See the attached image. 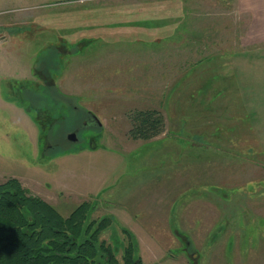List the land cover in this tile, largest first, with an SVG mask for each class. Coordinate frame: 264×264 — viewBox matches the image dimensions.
Wrapping results in <instances>:
<instances>
[{
    "label": "rangeland",
    "instance_id": "374dc122",
    "mask_svg": "<svg viewBox=\"0 0 264 264\" xmlns=\"http://www.w3.org/2000/svg\"><path fill=\"white\" fill-rule=\"evenodd\" d=\"M168 1L0 0V39L3 41H0V182L17 176L31 193L51 201L63 215H68L85 199L95 203L92 217L111 213L112 222L103 230L101 238L115 245L120 261L123 244L127 242L122 227L130 226L139 239V252L146 264H208L207 244L201 245L197 262L196 258L190 257L192 250L193 257L195 252L198 253L192 241L186 244L183 239L180 243L182 235L172 234L168 227L171 201L177 199L182 186L161 183L160 177L167 176L168 171L185 176V135H177L179 139L174 141L170 140V136L166 140L132 137L130 129L138 122L134 121V117L141 110H158L156 115L164 117L165 131L164 110L157 105V101L155 107L131 106L129 98L121 95L120 91L113 97V92L109 93L105 87V64L112 60H106L107 51L112 50L113 60L120 56V50L125 53L141 52L137 49L139 41L130 43L123 38L117 39L130 36L128 32L133 25L124 22V19L142 16L146 20L143 37L147 41L141 42V50L159 47L163 42L153 44L151 38L159 29L162 33L169 32L170 10L165 5ZM201 3L202 0H194L190 5L204 10L207 16L218 14L216 6L208 4L202 9ZM142 5H146L145 15L143 9L131 10V7ZM182 13L177 17L182 24L194 15L184 14L185 10ZM169 45L170 42H166L162 47L168 49ZM157 55L150 54L144 59L141 55L125 54L127 58L117 59L123 68L118 65L112 69L111 78L117 75V81L121 83L122 69L126 76L125 66L136 64L137 68H126V72L140 73L149 80L146 84L153 83L163 91L175 75L168 72L172 70L168 62L169 54L158 51ZM144 60L148 64L143 63ZM97 61L98 66H95ZM65 71V86H78L80 83V91L75 94L57 87V83L53 84L57 80L63 84L61 77ZM68 71H72V76L76 78L71 79ZM46 81L50 84L46 85ZM98 84L100 93L92 88V85L97 87ZM95 100L100 101L99 105L94 104L97 118L86 110ZM8 101L21 108L12 109ZM39 118L43 122L40 126ZM72 132H76V139L69 138ZM164 141H169L168 145L170 142L176 144L170 151L172 162L180 161L177 171L158 166L161 150L167 146ZM164 160L170 163V158ZM251 163L254 169L250 174L264 173L262 163ZM138 185L142 186L138 189ZM230 187L227 186L226 190ZM134 189L136 191L131 193ZM124 194L131 211L125 208ZM229 200L233 202L215 203L225 211L218 224L221 229L241 227L244 232V227L250 224L256 228L261 224L253 213H250L252 219H234L241 212L253 208L250 201ZM259 206L264 208V203H259ZM208 208L213 209V206L208 205ZM218 219L211 224L215 225ZM248 235L244 234L243 238ZM233 242L234 238L229 236L225 245L229 249L228 256L223 264H234ZM217 253L213 255L211 264L222 261ZM253 253H256L257 259H253L252 263L261 264L259 253ZM248 263V258L243 257L242 264Z\"/></svg>",
    "mask_w": 264,
    "mask_h": 264
},
{
    "label": "crops",
    "instance_id": "0c3cea01",
    "mask_svg": "<svg viewBox=\"0 0 264 264\" xmlns=\"http://www.w3.org/2000/svg\"><path fill=\"white\" fill-rule=\"evenodd\" d=\"M186 1L169 0L165 4L170 10L169 32L162 33L159 29L151 38L153 44L163 42L159 47L141 50V42L147 41L143 37L146 20L142 16L124 19V22L133 25L128 32L129 39L125 35L117 39L123 38L122 40L130 43L139 41L137 49L141 52L134 50L136 53L129 51V54L120 50V56L113 60L112 50L107 51L106 60H112L105 64V87L109 93L113 92V97L120 91L121 95L129 98L131 106H154L157 101V105L162 107L166 116V130L144 138L145 140H166L170 136V140L174 141L175 138L179 139L177 135L183 136L182 134L187 139L184 152L185 176L168 171L167 176L160 177L161 183L171 182L182 186L177 199L171 201V213L170 207L168 210L169 231L182 235L180 243L183 239L186 244L192 241L194 249L198 250V257L201 245L207 244L208 264L213 262L216 252L222 260L219 264L226 261L229 249L225 245L229 236L234 238V264H242L243 257H247L253 264V259H257L253 251L259 253L260 263L264 264V208L259 206V203H264V173L250 174L251 169H254L251 162L264 165V0H202V9L208 4L217 7L218 14L212 16H207L204 10L196 8L198 2L196 7H191L190 3L194 0ZM134 9H143L145 15L146 5L131 7V10ZM124 10L131 11L128 8ZM184 10V14L194 15L182 24L177 17ZM139 13L140 11L137 15ZM157 26L160 27V24L157 23ZM0 41L3 42L1 39ZM166 42H170L168 49L162 47ZM131 47L135 49L133 45ZM158 51L169 54L168 62L172 70L168 72L175 75L163 91L153 83L146 84L149 80L140 73L126 72V68H137L136 64L125 66L126 76L122 69L123 74L118 77L121 83L117 81V75L114 79L111 78L110 71L118 65L122 66L120 60H117L119 57L124 59L127 58L125 54L141 55L146 59L150 54L159 56ZM97 63L99 62L94 65L98 66ZM143 71L145 72L144 68ZM68 72L71 79L76 78L72 76V71ZM66 77L65 71L61 77L63 84L58 80L53 81V84L57 83V87H63L68 93L80 91V83L78 86H65L63 79ZM92 88L100 93L99 84L97 87L92 85ZM99 102L95 100L88 108L95 115L97 111L94 104L99 105ZM7 103L12 109L21 108L15 102ZM168 142L164 141L167 146L161 150L158 166L160 169L177 171V163L180 161L173 163L170 151L176 144L170 142L168 145ZM167 157L170 158V163L164 160ZM242 176L245 178L240 179ZM130 186L134 184L130 183ZM141 186L138 185V189ZM227 186L233 188L226 190ZM134 191L136 190L131 193ZM125 197L124 194L122 199L125 208L131 211ZM229 199L250 201L253 208L251 211L241 212L234 219H252L250 213H253L258 216L261 224L257 228L250 224L249 227H244V232L241 227L221 229L218 224L225 211L220 210L215 203L233 202ZM208 205L213 206V209L209 210ZM230 216L234 217V214L230 213ZM216 219L217 223L212 225ZM217 230L220 231L217 233ZM244 234L249 235L243 238ZM258 245L260 247L255 250ZM242 250H246L245 253L242 254Z\"/></svg>",
    "mask_w": 264,
    "mask_h": 264
},
{
    "label": "trees",
    "instance_id": "16d2710c",
    "mask_svg": "<svg viewBox=\"0 0 264 264\" xmlns=\"http://www.w3.org/2000/svg\"><path fill=\"white\" fill-rule=\"evenodd\" d=\"M49 82L46 81V85ZM158 113L156 109L138 111L134 117L138 122L131 127V136L150 138L163 132L164 117L156 115ZM38 120L40 126L43 122ZM94 206L92 201L84 200L65 216L42 196L30 193L18 177H8L0 182V264L116 262L113 248L100 238L111 224L112 216L91 218ZM124 231L129 238L124 251L125 264H141V259L136 261L134 233L126 228Z\"/></svg>",
    "mask_w": 264,
    "mask_h": 264
},
{
    "label": "flooded vegetation",
    "instance_id": "af4514ba",
    "mask_svg": "<svg viewBox=\"0 0 264 264\" xmlns=\"http://www.w3.org/2000/svg\"><path fill=\"white\" fill-rule=\"evenodd\" d=\"M95 117H96V116H95ZM75 133H76V132H75ZM76 138H77V134H76ZM76 138H75V139H76ZM24 186H25V185H24ZM25 187H26V186H25ZM29 192H30V191H29ZM30 193H31V192H30ZM32 194H33V193H32ZM36 195H37V194H36ZM43 198H44V197H43ZM45 199H46V198H45ZM46 200L49 201L48 199H46ZM85 200H88V199H85ZM83 201H84V200H83ZM83 201H81V202H83ZM90 201H91V200H90ZM49 202H51V201H49ZM81 202H80V203H81ZM51 203H52V202H51ZM80 203H78L76 206H78ZM52 204H53V203H52ZM53 205H54V204H53ZM94 205H95V203H94ZM54 206H55V205H54ZM76 206H75V207H76ZM56 208H57V207H56ZM94 208H95V206H94ZM94 208H93V209H94ZM58 210H59V208H58ZM59 211H60V210H59ZM92 211H93V210H92ZM92 211H91V215H90V217L93 218V219H99V218H101V217L104 216V215H112L111 213H109V214H108V213H107V214L105 213L104 215L95 218V217H92ZM69 214H70V213H69ZM69 214H68V215H69ZM65 216H67V215H65ZM112 218H113V217H112ZM111 222H112V221H111ZM108 226H109V225H108ZM108 226H107V227H108ZM107 227H106V228H107ZM106 228H105V229H106ZM124 228L131 230V231L134 233L135 237H136V240H137V249H136V252H135V254H136V256H137L136 261L138 262L139 259H141V262H142L141 264H146V262L144 261V256H142V254L139 252V250H140L139 239H138L136 233H135L130 227L123 226V227H122L123 231H124ZM105 229H104V230H105ZM102 233H103V231H102ZM102 233H101V235H102ZM124 233H126V232L124 231ZM101 235H100V238H101ZM125 236L127 237V242L124 241L125 244H123V252H122V255H121V259H122V261L119 260V257H118L119 255H118V253H117V250H116V248H115V245H114V244H111V243H109V242H107L106 239L101 238V239H104V240L106 241L105 244H106V245H109L111 248H113V250H114V252H115V255H116V259H117V260H116V262H114V263H110V264H125L124 251H125V248H126V246L128 245V242H129V238H128L127 233L125 234ZM123 240H124V239H123ZM123 240H121V242H123ZM192 253H193V250H192V252L190 253V257H191V258H196V259H197V262H198V261H199V260H198V253H197V252L194 253V256H195V257H193V255H191Z\"/></svg>",
    "mask_w": 264,
    "mask_h": 264
},
{
    "label": "water",
    "instance_id": "95a60500",
    "mask_svg": "<svg viewBox=\"0 0 264 264\" xmlns=\"http://www.w3.org/2000/svg\"><path fill=\"white\" fill-rule=\"evenodd\" d=\"M69 138L75 139L76 138V133L75 132L70 133L69 134Z\"/></svg>",
    "mask_w": 264,
    "mask_h": 264
}]
</instances>
